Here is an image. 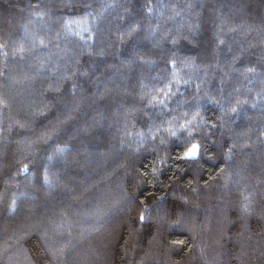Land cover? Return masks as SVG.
Masks as SVG:
<instances>
[{
	"label": "trees",
	"instance_id": "1",
	"mask_svg": "<svg viewBox=\"0 0 264 264\" xmlns=\"http://www.w3.org/2000/svg\"><path fill=\"white\" fill-rule=\"evenodd\" d=\"M0 264H264V0H0Z\"/></svg>",
	"mask_w": 264,
	"mask_h": 264
},
{
	"label": "snow or ice",
	"instance_id": "2",
	"mask_svg": "<svg viewBox=\"0 0 264 264\" xmlns=\"http://www.w3.org/2000/svg\"><path fill=\"white\" fill-rule=\"evenodd\" d=\"M196 154V148L193 147V149L188 153L189 156H194Z\"/></svg>",
	"mask_w": 264,
	"mask_h": 264
},
{
	"label": "rangeland",
	"instance_id": "3",
	"mask_svg": "<svg viewBox=\"0 0 264 264\" xmlns=\"http://www.w3.org/2000/svg\"><path fill=\"white\" fill-rule=\"evenodd\" d=\"M195 148H196V153H197V147H195ZM192 149H193V148H192ZM192 149H191V150H192ZM191 150H190V151H191Z\"/></svg>",
	"mask_w": 264,
	"mask_h": 264
}]
</instances>
